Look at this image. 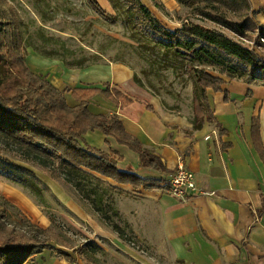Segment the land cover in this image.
Listing matches in <instances>:
<instances>
[{"label": "rangeland", "instance_id": "obj_1", "mask_svg": "<svg viewBox=\"0 0 264 264\" xmlns=\"http://www.w3.org/2000/svg\"><path fill=\"white\" fill-rule=\"evenodd\" d=\"M97 1L106 16L95 11L87 0H6V5L21 20L24 41L21 69L10 71L17 86L25 84L22 70L25 66L27 72L64 90V97L70 92L75 98L71 92L74 88L57 86L64 71L119 63L131 69L134 82L152 96L163 111L192 116L196 72L203 69L222 77L231 91L230 103L221 105H217L221 94L208 91L215 115L219 108L223 115H237L240 122L242 115L264 111V89L251 88L253 96H259L254 102L252 98H244L248 85L227 76L224 54L194 56L189 48L191 39L183 34H178L176 44L166 48L156 42L158 36L138 28L134 20L139 13L133 10L129 17L125 0ZM141 2L169 31L180 28L184 22L201 25L251 47L264 57V38L258 35L259 27L264 24V0H234L231 7L197 0ZM205 13L220 16L221 21L212 20ZM242 19L247 24L242 35L223 22L235 23ZM194 44L196 47L198 42ZM11 81L8 79L2 89L6 98L13 91ZM0 158L13 166L20 165L24 175L25 171H30L27 176L35 181L45 200V203L38 202L29 187L12 180L0 169V238L6 229L23 239L42 240L44 235L37 227L51 226L72 246L67 249L49 240L47 243L53 249L70 253L72 261L65 260L52 249H44L34 256L32 264H84L78 253L80 248L92 254L96 264H183L175 257L166 234L159 230L157 207L137 192L119 189L100 177L90 178L85 187L97 188L98 193L102 191L103 194L102 202H95L93 192L87 193L83 188L54 177L50 170L24 158L17 145L2 136ZM90 247L95 249L93 253Z\"/></svg>", "mask_w": 264, "mask_h": 264}, {"label": "crops", "instance_id": "obj_2", "mask_svg": "<svg viewBox=\"0 0 264 264\" xmlns=\"http://www.w3.org/2000/svg\"><path fill=\"white\" fill-rule=\"evenodd\" d=\"M64 72L57 85L60 88H103V83H108L109 89L130 99L120 106L97 93L88 98L87 108L94 114H117L125 131L157 155L164 170L141 166L136 152L97 129L87 131L83 140L107 155L117 170L158 181L152 188H135L96 174L154 203L160 216L159 230L166 234L178 260L183 264H264V111L242 115L238 122L237 115H223L217 108L214 122L204 120L200 128L192 129L193 115L163 111L134 82L125 65L95 64ZM225 87L229 100L224 102L223 93L214 92L221 94L217 105L230 103L226 82ZM252 87H264H245L244 98L254 102L259 96H253ZM247 89L250 96L245 95ZM65 100L71 106L79 103L70 92L65 93ZM253 118H258L257 138L251 130ZM219 126L223 131L219 132ZM179 156L208 194L184 200L168 195L167 178L175 171Z\"/></svg>", "mask_w": 264, "mask_h": 264}, {"label": "trees", "instance_id": "obj_3", "mask_svg": "<svg viewBox=\"0 0 264 264\" xmlns=\"http://www.w3.org/2000/svg\"><path fill=\"white\" fill-rule=\"evenodd\" d=\"M89 5L100 15L106 16V12L97 0H87ZM184 3L187 0H177ZM193 1V0H189ZM209 4H222L233 6L234 0H197ZM129 7V17L136 10L139 16L134 22L143 31L158 36L156 42L162 43L166 48H171L178 42V34L190 38L189 48L194 56L198 54L218 55L224 54L226 61L225 73L230 79L239 80L252 86L264 87V57L258 55L251 47L243 45L216 32L212 29L197 24L184 22L181 27L173 31L163 27L157 19L150 15V11L141 0H125ZM6 0H0V136L13 141L17 149L26 159L35 161L43 168L50 170L54 177L62 178L64 182L83 188L86 192H93L95 202L101 203L103 194L98 193L97 188L85 187L90 178L99 179L96 174L110 177L111 179L129 183L137 188H152L158 185V181L142 179L138 176L117 170L115 163L104 153L90 147L83 140L87 131L99 130L103 134L113 136L119 143L128 146L139 155L140 164L144 167L164 170L160 158L133 135L125 131L123 123L117 114H94L88 108V98L100 93L106 95L109 100L117 105H125L130 99L116 89L105 87H75L71 89L73 96L79 100L75 106H69L63 96L64 90H58L42 77L25 70V84L16 85V79L11 76V69H21L23 61L24 41L21 34V20L6 5ZM207 17L217 22L221 17L205 13ZM134 19V18H133ZM231 29L242 35L247 30L245 19L239 22H227ZM258 35L264 38V24L259 27ZM194 42H198L196 47ZM212 50V51H211ZM215 50V52H213ZM26 71V72H25ZM11 79L12 92L8 98L4 97L6 82ZM21 79V78H20ZM225 80L203 69L196 72V88L192 97V129H198L204 120L214 122V110L208 99V90L222 92L224 102L229 100V91L225 87ZM246 96L251 95L247 89ZM259 129L258 118L252 119L251 130L257 138ZM219 132L223 129L219 126ZM15 166V167H14ZM0 158V169L7 173L12 180L19 182L29 190L40 203H45L41 196V189L35 181L24 175L22 167ZM27 170V169H26ZM37 230L44 235L42 240L21 238L12 230H4L5 235L0 238V264H32L36 254L44 249L56 251L62 258L72 261L71 254L61 249H53L47 243L54 240L64 248H72L66 240L56 234L51 226ZM21 238V239H20ZM90 252L95 249L90 247ZM85 249L78 250L81 261L84 264H96L92 254H87Z\"/></svg>", "mask_w": 264, "mask_h": 264}, {"label": "built area", "instance_id": "obj_4", "mask_svg": "<svg viewBox=\"0 0 264 264\" xmlns=\"http://www.w3.org/2000/svg\"><path fill=\"white\" fill-rule=\"evenodd\" d=\"M165 191L180 200L192 195L208 194L201 188L193 172L185 167L181 156L178 157L175 171L167 178Z\"/></svg>", "mask_w": 264, "mask_h": 264}]
</instances>
